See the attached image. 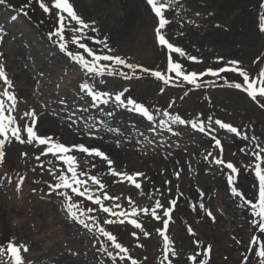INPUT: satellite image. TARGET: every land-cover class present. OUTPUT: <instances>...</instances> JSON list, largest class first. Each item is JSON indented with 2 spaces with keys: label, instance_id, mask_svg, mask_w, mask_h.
<instances>
[{
  "label": "rangeland",
  "instance_id": "obj_1",
  "mask_svg": "<svg viewBox=\"0 0 264 264\" xmlns=\"http://www.w3.org/2000/svg\"><path fill=\"white\" fill-rule=\"evenodd\" d=\"M45 2L51 6L50 0ZM79 2L88 11H80L81 7L77 6L74 8L77 14L81 16V12H89L96 15L93 20L98 22L94 26L99 32H89L88 35L98 39L107 37L109 46L114 49L113 54L120 55L129 63L167 71L166 49L159 45L155 34L158 18L147 0H139L136 10L128 0H116L113 9L105 15L98 12L97 5L103 3L107 8V1ZM27 3L28 0H6V4L0 5V29L4 30L0 63L13 80L20 101L14 113L18 121L24 111L34 109L39 116V134L52 135L68 145L83 142L97 146L114 160L113 166L118 171L144 173L138 178L142 183V194L128 182H115L117 178L107 174V165L100 158H87L89 163L85 165L83 154H79L81 167H87L92 174L100 176L107 185L106 191L119 196L118 203L124 208L130 207L129 197L141 208H151L157 199L165 206H169L172 199H177L168 231L178 253L176 257H170L173 264H192L188 257L202 251L195 245V240H199L202 246H212L209 264H241L251 237L256 235L264 239V233L258 226L253 228L250 211L240 207L241 202L231 196L226 183L228 170L213 162L219 150L212 135L222 141L225 161H231L241 169L237 178L239 189L246 198L255 200L258 181L254 170L248 167L255 162L250 155L254 148L251 140L244 141L219 129V126H215L217 131L212 135L180 125L173 126L174 132H180L179 136L166 129L158 128L152 132L150 126L155 125L138 114L116 109L110 117L107 113L113 111V105L91 106L90 99L78 91V84L86 78L85 74L47 38L48 33L58 26L56 19L54 22L53 17L46 19L36 0L25 9L28 15L24 16L19 9ZM261 3L264 0H181L176 9L166 12L171 23L162 31L170 42L183 48L187 55L198 57L202 63L178 54H174V59L188 71L197 72L209 67L218 69L227 61L237 60L250 76H257L264 69V33L258 30L259 14L264 12L260 8ZM197 12L201 15L197 16ZM134 15L137 22L132 24ZM67 35L70 38V33ZM83 42L94 50L102 48V45H94L91 41ZM70 50L83 51L74 45H70ZM218 57H223V62ZM137 75H140L139 70ZM221 75L228 83L209 76L204 80L214 82L198 89L183 83L166 85L148 74L130 81L119 76L107 77L106 81H100V85L117 91L129 89L127 95L149 106L157 121L163 118L160 115L163 111L179 114L185 119L206 120L211 116L246 131L249 137L255 135L264 147V108L242 90L229 87V83L243 82L238 73ZM2 87L0 82V90ZM258 99L264 102V98ZM61 100L67 103L61 104ZM73 112L89 121L103 120L105 123L101 126L99 138H90L79 132L76 126L70 127L67 116ZM21 122H27V118ZM109 127L118 128L119 133L108 132L106 129ZM118 136L121 139L119 146L116 145ZM241 148L248 149V154L241 152ZM5 152V161L0 164V245L6 248L8 241L13 239L17 244H26L29 251L23 253L25 264H112L105 253L97 251L104 238L96 239L68 218L60 197L45 194L48 191L45 182H53L46 171L49 167L46 161L52 157H41L37 161L35 156L39 149L14 140L5 145ZM23 152L29 155L23 157ZM209 152L213 155L205 160ZM53 163L62 166L60 162ZM92 163L97 165L96 168H91ZM177 171L180 172L179 178L175 175ZM21 174L27 179L18 192L17 181ZM8 177H11V183H8ZM75 199L83 201L85 208L98 207L83 198ZM108 203L111 202L106 201ZM201 203L204 204L203 209L199 207ZM193 205H196L195 210ZM206 210L213 213L215 221ZM162 211L158 210L161 214ZM95 215L101 222L107 217L100 211ZM139 219L150 234L148 237H133L132 232L139 233V230L127 223L106 227L141 264H160L163 241L156 230L162 227V222L143 214ZM189 226L195 236L188 233ZM237 239L241 243L237 244ZM141 244L143 247H138ZM109 250H113L110 243ZM254 252L255 247L253 252H247V264H258L259 257Z\"/></svg>",
  "mask_w": 264,
  "mask_h": 264
},
{
  "label": "snow or ice",
  "instance_id": "obj_2",
  "mask_svg": "<svg viewBox=\"0 0 264 264\" xmlns=\"http://www.w3.org/2000/svg\"><path fill=\"white\" fill-rule=\"evenodd\" d=\"M32 2L33 0H28V3L19 9L24 16L28 15V11L25 9L30 8ZM180 2L181 0H147V4L151 6V11L158 18V26L155 28L157 41L160 46L166 49L167 53V71L162 72L159 70H151L142 65L129 63L120 55L113 54L114 49L109 46L107 37L98 39L94 35H88L89 32H99V29L94 26L95 21L86 22L77 14L70 0H50L51 6L45 0H36V3L45 14L52 15L53 10H55V19L58 26L54 27L48 33L47 38L52 41L59 52L64 53L73 65L78 66L79 70L85 74L86 78L78 84V91L90 99L91 106L113 105V111L107 113L110 117L113 116L116 109L138 114L146 118L148 122H151V125H155L154 127L150 126L152 132H156L158 128L166 129L167 132H172L174 135L179 136L180 132H174L173 126L180 125L190 126L191 129L197 130L200 133L207 132L209 135H212V133L217 131L215 126H219V129L241 137L244 141L251 140L254 148L250 150V155L255 158V162L248 167L254 170V176L258 181V197L255 200L246 198L245 193L239 189L237 178L241 169L233 162L225 161L223 158L225 151L224 145L215 135H212V140L215 143V147L219 150V155L213 158V162L228 170L226 173V183L229 186L231 196L236 197L241 202L240 207L250 211V224L253 228L258 226L260 232L264 233V147L261 146L255 135L249 137L246 131H242L233 124L220 119H213L211 116L207 117L206 120L185 119L179 114L163 111L160 113L163 118L157 121L156 115L150 110L149 106L127 95L129 89L124 88L121 91H117L116 89H106V86L102 88L100 85V81H106L107 77L119 76L124 80L130 81L134 78H142L144 74H148L166 85L183 83L198 89L205 86L206 83L214 82L205 81V77H214L228 83L226 78L221 74L235 72L242 77L243 82L229 83V87L242 90L259 107L264 108V102L258 99L264 98V69H261L257 76H250L247 70L240 67V61L230 60L218 69L209 67L202 72L188 71L182 63L174 59V54H178L179 57L187 56V59L190 61L202 63L198 57L187 55L183 48L170 42L163 34L162 30L171 23V20L166 18V12L176 9ZM3 4H6V0H0V5ZM9 7L12 6L9 5ZM260 8L264 9V3L260 4ZM196 15L199 16L201 14L197 12ZM258 20V30L264 33V12L259 14ZM40 23H43V21H40ZM73 23L75 26H73ZM3 33L4 30L0 29V43H3L4 40ZM69 33L70 38L67 35ZM83 41H91L94 45H102V48L94 50L87 42ZM70 45H74L77 49L83 51H72L70 50ZM2 55L3 53H0V56ZM217 59L221 62L224 60L223 57H218ZM124 69L129 71H125ZM137 70H139V76L137 75ZM0 82L3 85L2 90H0V164H3L5 161V145L11 143L13 140L20 144L32 145L34 148L39 149V154L35 156V160L37 161L41 160V157H48L50 155L52 159L46 161L49 165L46 171L52 177L53 182H45L48 189L45 194L60 197L62 207L68 218L82 226L96 239L99 240L100 237L104 238V241L101 242L102 246L97 249L98 252L105 253L112 261V264H118V262L119 264H127V262H130V264H141L140 261L133 258L129 248L118 242L117 236L108 230L106 226L125 225L127 223L133 226L134 229L139 230V233L137 231L132 232L133 237L137 239L141 235L148 237L150 234L145 231L143 223L139 219L141 214H143L144 216H149L162 222V227L156 230L163 241L160 264H173V260L170 257H176L178 253L168 231L169 223L173 219L172 213L177 205V199L169 201V206H165L157 199L151 208H141L137 207L135 202L129 197L128 203L130 207L124 208L118 203L121 199L119 196L110 195L106 191L107 185L102 181L100 176L92 174L87 167H81L79 154H83L85 158L83 163L85 165L89 163L87 158H100L107 165V174L113 178H117L115 182H128L134 185L136 189L141 190L142 194V183L138 181V178L143 177L144 173L133 172L130 174L126 171H118L113 166L114 160L97 146L86 145L83 142L68 145L54 138L52 135L39 134L37 129L39 116L34 109L24 111L20 117V121H18L14 113L17 112V106L20 101L14 90V82L8 76L5 66L2 63H0ZM60 103L66 104L67 102L61 100ZM24 118H27V122L22 123L21 121H24ZM67 120L70 127L76 126L79 132L93 139L99 138L101 126L105 123L103 120L89 121L87 118L77 116L75 112L68 115ZM106 130L108 132L119 133L118 128L114 129L109 127ZM120 143L121 139L118 136L116 145L119 146ZM240 151L246 154L249 152L246 148H241ZM21 155L27 157L29 154L23 152ZM212 155L209 152L204 159L207 160ZM53 161L60 162L62 166H57ZM96 166L95 163L91 164V168H96ZM41 167L43 168L44 165L42 164ZM175 175L179 178L180 172L177 171ZM26 179L27 177L25 175H19L16 188L18 192L22 190ZM11 182V177H8V183ZM32 191L35 192L37 189H32ZM77 197L83 198L85 201H90L92 205L98 207L90 206L85 208L83 201L75 199ZM106 201L111 203L106 204ZM192 207L195 210L196 205ZM199 207L203 209L204 204L201 203ZM161 209L163 210L162 214L158 212ZM98 211L107 214L103 222L95 215ZM206 212L215 221L213 213L210 210H206ZM187 231L193 236L196 235L191 226L187 228ZM233 239L236 238L233 237ZM236 242L237 244L241 243L238 239ZM109 243L113 250H109ZM194 243L202 251L190 255L188 260L192 264H209L212 246L210 244L202 246L199 240H195ZM138 247H143V245H138ZM253 247H255L254 254L259 257L258 264H264V239L253 235L249 241L247 252H253ZM28 251L29 248L26 244H17L14 242V239L10 240L6 248L0 245V264H25L23 253H27ZM247 252L243 255L241 264H247L249 260ZM6 256L7 259H5ZM198 257H200L199 260Z\"/></svg>",
  "mask_w": 264,
  "mask_h": 264
},
{
  "label": "bare ground",
  "instance_id": "obj_3",
  "mask_svg": "<svg viewBox=\"0 0 264 264\" xmlns=\"http://www.w3.org/2000/svg\"><path fill=\"white\" fill-rule=\"evenodd\" d=\"M107 1V8L105 7L106 5H104L103 3H101L102 5L98 6L97 7L99 8L98 9V12H101V15H105L107 13V11L109 10H112L113 7H114V3L116 0H105ZM129 2H131L130 4L132 5V7L136 10L138 7H139V0H128ZM70 2L73 4L74 8L77 6L79 7L80 6V2L79 0H70ZM80 11H88V9H85L87 7H84V6H80ZM43 16L46 18V19H51V17H53V22L55 20V11H53L52 15H48V14H43ZM81 16L83 19L87 20V21H95V23H98L97 20H93L96 15H90L89 12H81ZM90 19V20H88ZM134 19H135V15H134ZM52 20H50L48 23H50ZM132 24H135L137 22V19L131 21ZM39 37H41L39 35ZM9 42H7V49H9Z\"/></svg>",
  "mask_w": 264,
  "mask_h": 264
}]
</instances>
